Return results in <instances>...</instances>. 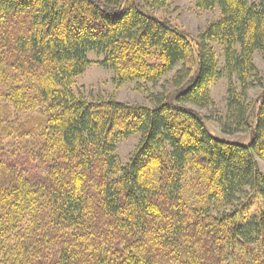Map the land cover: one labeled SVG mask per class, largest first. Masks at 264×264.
<instances>
[{"label":"trees","instance_id":"obj_1","mask_svg":"<svg viewBox=\"0 0 264 264\" xmlns=\"http://www.w3.org/2000/svg\"><path fill=\"white\" fill-rule=\"evenodd\" d=\"M167 2L0 0V264H264V0H195L219 12L196 37L155 16ZM90 52L139 87L178 67L171 90L80 97ZM222 76L215 122L253 115L247 145L188 107H212ZM116 133L140 137L124 165Z\"/></svg>","mask_w":264,"mask_h":264},{"label":"rangeland","instance_id":"obj_2","mask_svg":"<svg viewBox=\"0 0 264 264\" xmlns=\"http://www.w3.org/2000/svg\"><path fill=\"white\" fill-rule=\"evenodd\" d=\"M250 3L258 2V0H249ZM158 19H167L179 31L186 35L196 37L206 26L213 20L219 18L218 9L211 11H201L195 6V0H168L166 9L155 11ZM221 58V50L216 49ZM89 65L84 73L75 80L72 88L73 92L87 100H97L99 98L113 97L115 100L127 104L139 103L152 106L154 101L152 95L162 94L171 90L170 80L177 70L175 68L171 73L162 77L155 84L143 82L140 87L137 81L128 77H122L112 70L100 66L98 63L102 60V56L95 52L87 54ZM254 63L261 71L264 78V62L259 54L254 55ZM222 65V63H220ZM233 82L237 84L236 79ZM264 84V82H263ZM228 81L225 76L218 79L211 88L210 96L213 106L210 108H197L188 105L191 109L198 112L203 118V122L209 133L216 139L247 145L253 135L255 127L254 116L249 117L250 129L246 132L225 134L221 131L218 122L215 119L222 117L226 110V91ZM256 86H252L248 93L249 101H253L259 93ZM117 132V131H116ZM117 136V133H116ZM139 135H132L128 138H115V155L120 164L124 165L139 141ZM258 210L257 201L253 202L252 214L255 215Z\"/></svg>","mask_w":264,"mask_h":264}]
</instances>
